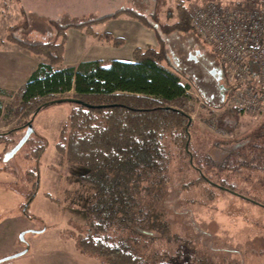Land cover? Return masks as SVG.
I'll use <instances>...</instances> for the list:
<instances>
[{
    "label": "rangeland",
    "instance_id": "1",
    "mask_svg": "<svg viewBox=\"0 0 264 264\" xmlns=\"http://www.w3.org/2000/svg\"><path fill=\"white\" fill-rule=\"evenodd\" d=\"M131 3L153 26L156 23L159 35L147 36L154 41L148 45L162 46V64L189 85L188 93L196 103L189 139L192 158L180 147L168 146L167 192L157 204L174 237L167 241L160 233L148 232L154 240L148 239L139 250L151 260L154 253H165L171 264H264V113L255 117L224 112L229 107L220 102L226 81L218 56L192 31L163 32L158 24L176 21L173 0ZM20 4L40 12L27 15L19 12L15 1L0 0V84L24 82L29 69L48 61L4 41L9 26L20 24L13 34L25 41L46 42L55 35L47 23L49 3L22 0ZM184 7L189 15L185 0ZM78 16L59 15L56 20L66 23ZM103 27L97 30H105ZM67 33L64 62L97 54L107 60L127 61L133 47L131 35L120 37L117 45L103 42L93 46L76 32ZM2 89L6 91L0 94L4 105L18 100L17 90ZM72 107L70 101H63L40 109L32 116L29 138L7 160L5 153L26 132V127H20L26 120L14 119L5 125L0 119V133L19 127L10 134L12 143L5 153L6 142L0 141V248L8 249L9 232L15 230L20 247L0 257V264H106L76 244L85 230L94 189L81 178L87 169L68 161L57 148L59 132ZM196 166L211 182L231 187L234 193L206 181L195 182L199 176Z\"/></svg>",
    "mask_w": 264,
    "mask_h": 264
},
{
    "label": "trees",
    "instance_id": "2",
    "mask_svg": "<svg viewBox=\"0 0 264 264\" xmlns=\"http://www.w3.org/2000/svg\"><path fill=\"white\" fill-rule=\"evenodd\" d=\"M175 10L176 21L158 22L162 31H192L184 0H176ZM122 14L159 35L156 23L153 26L131 8L89 19L78 26H90ZM49 24L55 35L46 42L15 37L18 23L8 27L7 41L32 54L43 55L48 61L39 63L17 89L16 102L4 105L0 99V119L9 125L14 119L24 118L26 122L20 127H27L40 109L74 99L56 144L68 161L87 169L81 178L94 189L86 209L85 230L76 241L78 248L102 258L106 264H171L165 260V253H154L151 260L139 249L144 248L148 239L154 240L148 232L160 233L167 241L174 237L157 204L167 192L168 146H178L192 158L189 139L196 103L188 93L189 85L162 64V46L136 47L129 61L86 60L62 66L65 33L70 24ZM89 34L113 45L122 41L110 33ZM219 64L223 68L220 60ZM5 92L0 88V94ZM224 112L240 111L229 108ZM18 128L0 133V139ZM195 169L199 175L195 182L206 181L234 193L231 187L211 182L200 167Z\"/></svg>",
    "mask_w": 264,
    "mask_h": 264
},
{
    "label": "built area",
    "instance_id": "3",
    "mask_svg": "<svg viewBox=\"0 0 264 264\" xmlns=\"http://www.w3.org/2000/svg\"><path fill=\"white\" fill-rule=\"evenodd\" d=\"M192 31L222 63L229 108L264 113V0L186 1Z\"/></svg>",
    "mask_w": 264,
    "mask_h": 264
},
{
    "label": "crops",
    "instance_id": "4",
    "mask_svg": "<svg viewBox=\"0 0 264 264\" xmlns=\"http://www.w3.org/2000/svg\"><path fill=\"white\" fill-rule=\"evenodd\" d=\"M16 3V6L19 8V12L27 14V15H32L33 13H38L40 11L38 10H30L29 9H25V7L23 5L20 4V1L22 0H13ZM188 1V0H185ZM190 1H197V2H202L204 0H190ZM17 2L19 3V5L21 6V8L19 7V5L17 4ZM44 2L49 3L51 8H47L49 9L48 12L50 15V18H47V23L49 24V21H56L58 22L56 19V17H59V15H79L78 18H75L73 20H70L69 22L66 23H60V24H70V26L67 28L66 30V41L69 40V31H73L76 32V34H79L80 38L82 36L83 40H86V44H93V46H97V44H104V43H108V41L105 40H99L95 37H93L92 35L89 34V31H93L94 33L97 34H102V33H110L115 37H123V36H127L131 35V39H132V49H130L129 51V57L127 58V61L131 60V56H132V50L136 47H141L143 48L144 45H148L149 42L151 41V43H153V40H148L147 36H151L152 38L155 37V33L150 30L149 28H147L146 26L142 25L140 22H138L136 19H132L129 18L128 16L122 14L119 15L117 17H111V18H107L104 20H100V21H95L94 23H92V25L87 26V25H83V26H78V24L87 21L89 19H99L100 17H103L105 15L114 13L115 11L122 9V8H133L131 0H44ZM176 0H173V3L175 4ZM134 11H136L135 9H133ZM102 26H104L103 28L106 30H97L98 28H101ZM48 28H52L54 30V28L49 24ZM149 31H151L152 33L149 35ZM76 34L74 35L72 33L73 36H76ZM87 37H91L92 39H89ZM94 39L97 40L94 41ZM6 42H9L7 40H4ZM98 42H102V43H98ZM104 42V43H103ZM11 43V42H10ZM110 43V42H109ZM13 44V43H12ZM66 44V43H65ZM64 44V45H65ZM4 45V42L3 44ZM81 58L80 56H74L73 58H71V60L68 62H64V57H63V63H61L62 66H71V65H76L77 63L81 62V61H86V60H101V61H109L107 59H103L101 58L100 54H97V56H93L92 58L87 57V58H83V59H79ZM72 61V62H71ZM35 69V67H34ZM33 69V70H34ZM32 70V71H33ZM31 69H29L26 74H25V79L24 82L27 80V78L29 77V75L31 74ZM18 81V80H17ZM11 82L8 84H0V88H7V89H11V90H17L24 82ZM14 136V135H13ZM5 138H7L6 140H4ZM3 139V140H2ZM0 139L1 142L5 141L6 145L3 146L2 151L5 153L7 150V147L10 146V144L12 142H10V140L12 139V135H7L4 136V138ZM14 155V154H13ZM10 219V218H9ZM2 221L0 220V226H2ZM9 223V221L7 222ZM10 235H8V241H9V246L7 250H4L3 248H0V257L5 256V254L7 255L8 253H12L19 251L20 247L18 246V240H17V233L15 231H10L9 232ZM1 237V236H0Z\"/></svg>",
    "mask_w": 264,
    "mask_h": 264
},
{
    "label": "water",
    "instance_id": "5",
    "mask_svg": "<svg viewBox=\"0 0 264 264\" xmlns=\"http://www.w3.org/2000/svg\"><path fill=\"white\" fill-rule=\"evenodd\" d=\"M67 101H73L74 99H65ZM63 101V100H59ZM32 133V126H31V121L27 122V127H26V132L24 136L7 152L5 153L4 160H7L13 156V154L20 148V146L28 139L30 134ZM22 237V233L20 235ZM20 253H17L19 255ZM16 255V254H15Z\"/></svg>",
    "mask_w": 264,
    "mask_h": 264
}]
</instances>
